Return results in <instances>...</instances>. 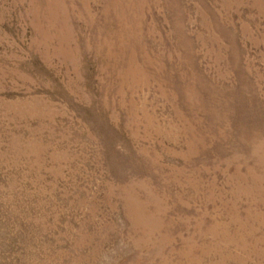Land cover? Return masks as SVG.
Listing matches in <instances>:
<instances>
[{"label":"rangeland","instance_id":"1","mask_svg":"<svg viewBox=\"0 0 264 264\" xmlns=\"http://www.w3.org/2000/svg\"><path fill=\"white\" fill-rule=\"evenodd\" d=\"M0 264H264V0H0Z\"/></svg>","mask_w":264,"mask_h":264}]
</instances>
